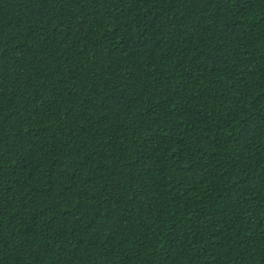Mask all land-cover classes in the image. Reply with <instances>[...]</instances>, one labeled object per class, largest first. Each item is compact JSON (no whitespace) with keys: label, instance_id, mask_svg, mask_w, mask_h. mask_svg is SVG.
Wrapping results in <instances>:
<instances>
[{"label":"trees","instance_id":"16d2710c","mask_svg":"<svg viewBox=\"0 0 264 264\" xmlns=\"http://www.w3.org/2000/svg\"><path fill=\"white\" fill-rule=\"evenodd\" d=\"M0 264H264V0H0Z\"/></svg>","mask_w":264,"mask_h":264}]
</instances>
